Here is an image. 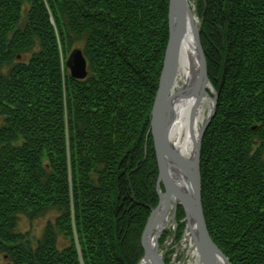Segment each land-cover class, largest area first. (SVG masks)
<instances>
[{
	"label": "trees",
	"instance_id": "obj_1",
	"mask_svg": "<svg viewBox=\"0 0 264 264\" xmlns=\"http://www.w3.org/2000/svg\"><path fill=\"white\" fill-rule=\"evenodd\" d=\"M190 2L217 94L201 144L205 222L231 264H264V0ZM167 7L0 0V264L141 263L159 201L149 118ZM74 48L80 79L65 66ZM49 211L40 238L17 230ZM175 215L181 239V205Z\"/></svg>",
	"mask_w": 264,
	"mask_h": 264
},
{
	"label": "water",
	"instance_id": "obj_2",
	"mask_svg": "<svg viewBox=\"0 0 264 264\" xmlns=\"http://www.w3.org/2000/svg\"><path fill=\"white\" fill-rule=\"evenodd\" d=\"M167 10L168 38L149 118V130L154 141L156 162H158L157 194L159 201L157 206L151 209L150 217L141 235L144 254L140 264H165L158 253V240L168 219H175L178 205L184 208L185 225L192 245L195 247L198 264H231L209 235L203 213V203H201V144L203 135L214 118L217 106V94L208 80L205 55L200 41L202 21L197 18V13L194 14L196 11L193 7L191 8L189 0H168ZM195 15L197 22L193 24ZM189 30L194 41L193 50L197 54L198 79L195 85L188 87L187 91L196 95V103L203 95H208L213 107L196 136H191L192 151L191 154H186L176 147L170 127L173 121L174 99L183 92L182 88H178L175 92L173 89L181 47ZM66 58L65 66L72 78L80 79L86 76V59L81 48L72 49ZM171 206L172 214L168 218L167 212Z\"/></svg>",
	"mask_w": 264,
	"mask_h": 264
},
{
	"label": "bare ground",
	"instance_id": "obj_3",
	"mask_svg": "<svg viewBox=\"0 0 264 264\" xmlns=\"http://www.w3.org/2000/svg\"><path fill=\"white\" fill-rule=\"evenodd\" d=\"M196 19L194 16L193 24L196 23ZM183 42L173 89L175 92L178 90L177 88H182L183 92L174 99L173 121L170 129L176 147L186 154H191V136H196L201 122L206 117V104L210 102V97L203 95L196 103V95L187 91L188 87L195 85L198 79L197 54L193 50L194 41L190 30ZM179 179L181 178L179 177ZM194 254L196 256V253ZM195 261H197V257H195Z\"/></svg>",
	"mask_w": 264,
	"mask_h": 264
},
{
	"label": "rangeland",
	"instance_id": "obj_4",
	"mask_svg": "<svg viewBox=\"0 0 264 264\" xmlns=\"http://www.w3.org/2000/svg\"><path fill=\"white\" fill-rule=\"evenodd\" d=\"M190 1V0H189ZM191 8L194 7L193 2H190ZM194 9V8H193ZM195 12L194 14H196ZM196 16V15H195ZM198 18V17H197ZM197 22V21H196ZM24 59V57H23ZM178 89V88H177ZM213 105L211 101L206 104V113H205V119L201 122V125L207 120L209 117L208 115L211 113ZM0 120V125L2 124ZM172 214V206L167 212V217L169 218ZM56 216V211H49L42 217L35 218L33 220H28L25 216L20 217L17 220V230L19 232H25L28 233L31 240L40 238L43 234V228L44 225L48 220H53ZM185 220V219H184ZM176 219H168V221L165 224V227L163 228L162 233L160 234V238L158 240V243H160V240L163 236V233L166 234V238L164 239L163 243L159 244V254L162 256L163 261L165 264H196L197 261H195V248L192 245V242L190 240V237L188 236L187 227L185 226L184 232L182 234V238L176 239L175 233H176V225H175ZM155 230V229H154ZM167 262V263H166Z\"/></svg>",
	"mask_w": 264,
	"mask_h": 264
}]
</instances>
